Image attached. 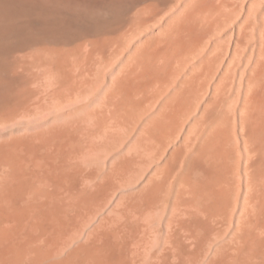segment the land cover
Instances as JSON below:
<instances>
[{"label": "bare ground", "instance_id": "obj_1", "mask_svg": "<svg viewBox=\"0 0 264 264\" xmlns=\"http://www.w3.org/2000/svg\"><path fill=\"white\" fill-rule=\"evenodd\" d=\"M8 1L0 264H264V0Z\"/></svg>", "mask_w": 264, "mask_h": 264}, {"label": "rangeland", "instance_id": "obj_2", "mask_svg": "<svg viewBox=\"0 0 264 264\" xmlns=\"http://www.w3.org/2000/svg\"><path fill=\"white\" fill-rule=\"evenodd\" d=\"M7 1V0H6ZM13 1V2H12ZM20 1V2H19ZM9 0L8 2L10 3V4H12V6L14 7V5L16 4L17 5V7L15 8H12V11L14 12L15 10H16V13H19V14H22V16H27L28 15V13H29V10H32V11H34V12H36L37 14H38V12H40V10L42 11V10H44L47 14L46 15H48L47 17H48V21L49 22H51L52 20H54V19H56L57 17H59V19L61 18V17H63L64 19H67V17H70L71 16V14H74V12H75V14H77V12H81V13H83L82 11H83V9H85V10H87L88 8H84V7H86L85 5L88 3V2H90V3H93V5H95L96 3H101V4H106L107 3V1L108 0H99L100 2H98V1H96V0H93V1H95V2H91L90 0ZM101 1H103V2H101ZM12 2V3H11ZM51 2V3H50ZM83 2V3H82ZM19 3V4H18ZM24 3V4H23ZM77 3V4H76ZM95 3V4H94ZM27 4V5H26ZM15 5V6H16ZM19 5V6H18ZM87 5H90L89 3L87 4ZM92 5V6H93ZM37 6V7H36ZM38 6H39V9H38ZM47 6V7H46ZM80 7V11H74V9H78L79 10V7ZM91 6V5H90ZM90 6H88L89 8H90ZM91 6V7H92ZM83 7V8H82ZM29 9V10H27V9ZM15 9V10H14ZM37 9V10H36ZM70 11V12H69ZM72 11V12H71ZM21 12V13H20ZM85 12V11H84ZM35 13V14H36ZM36 14V15H37ZM58 19V18H57ZM63 19V20H64ZM25 20H27L26 18L25 19H23V22L24 23H20V25L21 26H25V29H29L27 26H28V22H26ZM59 22H60V20H59ZM66 23V22H65ZM27 24V25H26ZM67 24V23H66ZM72 24L74 25V23L72 22ZM243 61L242 62H244V63H242V62H238L239 63V66H238V64L237 63H234L233 65H232V67H233V69L236 67V66H238V68L237 69H239L240 71H238L237 70V72L236 73H234L236 76H238V77H236V78H234L235 80H236V84L234 83V85L236 86H234L233 88L235 89V91L234 90H232V92H234V93H237L238 92V89L237 88H239V81L238 80H240V75L239 74H241V71H243L246 67H247V65H246V63H248V62H245V61H247L245 58H243L242 59ZM117 64H118V62L116 63V64H114V68H116L117 67ZM244 65V66H243ZM246 66V67H245ZM242 69V70H241ZM246 70V69H245ZM235 75L233 76V77H235ZM237 89V90H236ZM238 94V93H237ZM236 94V95H237ZM232 96V95H231ZM235 96V95H234ZM234 96H232V98H234ZM237 97V96H236ZM111 197V199H109ZM113 197H112V195H109L107 198H106V200H105V203H104V205L107 203V204H111V203H113ZM104 205H102V206H104ZM101 206V207H102ZM90 217V216H89ZM88 217V218H89ZM91 221H87L86 222V224L88 223H90ZM144 222V221H143ZM86 224H82L81 225V223H79V224H77L76 226H78V227H75L76 229H78L77 231H79V232H77L78 234L80 233V229L82 228H84V225H86ZM80 225V226H79ZM82 226V227H81ZM153 226L157 229V231L159 232V233H161L162 235H164V233H166V231L164 230V225L162 224V222L160 221H157V222H155V223H153ZM82 229H81V231H82ZM143 230L141 231V233H140V237H139V239L141 240V239H143L144 237H145V239H146V237L148 238V239H150L151 241L153 240V238L156 236V234H154L153 235V232H151L150 233V227L148 228V226H146V225H144L143 226V228H142ZM146 229V230H145ZM84 230V229H83ZM76 232V231H75ZM146 233H148V234H146ZM144 235V236H143ZM149 235V236H148ZM144 239V240H145ZM148 239H146V240H148ZM142 241V240H141ZM79 242V241H78ZM78 242H76V243H78ZM75 243V244H76ZM81 243V242H80ZM79 243V244H80Z\"/></svg>", "mask_w": 264, "mask_h": 264}]
</instances>
